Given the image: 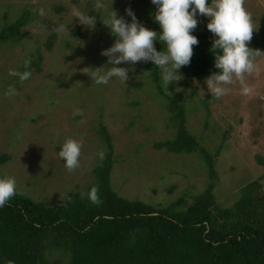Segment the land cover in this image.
Instances as JSON below:
<instances>
[{
  "label": "rangeland",
  "instance_id": "374dc122",
  "mask_svg": "<svg viewBox=\"0 0 264 264\" xmlns=\"http://www.w3.org/2000/svg\"><path fill=\"white\" fill-rule=\"evenodd\" d=\"M77 1L0 0V27L22 11L32 16L30 24L22 28L25 36L21 41L0 45V155L8 156L0 164V178L14 177L17 194L33 203L57 205L69 192L82 193L94 182L91 170L99 164L98 152L104 149L95 132L102 125L112 145L109 184L118 196L156 207L167 205L184 191L189 197L201 193L208 177L197 152L175 155L152 148L153 143L172 138L174 128L165 100L155 93L150 77L143 75L144 62L117 65L132 69L125 85L115 78L107 85H97L81 70L111 67L100 53L114 44L115 37L100 41L97 29L83 25L81 30L87 33L83 39L52 30L60 23H75L71 7L81 8L87 0ZM105 3L109 8L101 10L103 20L110 4L118 18L126 21L125 9H131L141 22L140 13L147 10L138 0ZM54 5L60 8L58 14L52 11ZM247 7L260 26L264 0H247ZM39 8L45 9V17L38 16ZM196 19L198 26L190 34L208 31L209 20L202 15ZM148 25L155 28L152 19ZM26 59L31 61L30 69H25ZM256 64L247 77L255 90L250 96L241 95L235 83L228 95L216 99L207 91L205 79L183 78L168 86L170 95L166 92L183 104L187 132L210 156L219 150L213 158L216 177L211 196L221 208L230 207L241 189L255 181L257 193L264 196V56ZM10 69L31 70L32 76L21 82L9 75ZM9 86L16 89L11 98L5 95ZM75 109H81L83 115H74ZM69 137L83 145L81 166L71 173L58 156Z\"/></svg>",
  "mask_w": 264,
  "mask_h": 264
},
{
  "label": "trees",
  "instance_id": "16d2710c",
  "mask_svg": "<svg viewBox=\"0 0 264 264\" xmlns=\"http://www.w3.org/2000/svg\"><path fill=\"white\" fill-rule=\"evenodd\" d=\"M138 1L147 10L140 13L142 22L135 17L144 27L159 33L155 13L152 14L156 7L151 0ZM93 4L94 0L84 1L80 10L96 16L94 28L98 38L107 41L111 35L103 26L101 11L93 9ZM52 11L58 14L60 8L54 5ZM74 19L75 23L68 24V35L85 38L86 31ZM151 19L153 29L147 26ZM31 21L30 12L22 11L1 26L0 45L21 41L25 36L22 28ZM127 22H131V17ZM192 35L199 43L194 46L190 64L179 72L186 80L206 79L217 71L210 51L214 37L209 31H196ZM154 46L157 51L163 48L159 41ZM248 46L262 52L264 20ZM144 67V72L151 71L155 93L165 100L174 128L172 138L155 142L152 148L175 155L197 152L208 177L206 187L192 197L181 192L172 202L156 207L118 196L109 184L113 164L111 138L98 125L95 132L106 149V157L92 168L94 182L82 193L69 192L57 205L33 203L16 194L0 208V264L9 260L13 264H264V196L257 193L258 183L246 184L228 208L213 201L211 192L216 177L213 158L219 150L210 156L187 132L183 104L166 93L160 70L152 62H144ZM35 68L37 72L38 67ZM191 92L195 89L191 88ZM7 160V155H0V164ZM93 186L99 189L100 204L91 203L86 196L82 198Z\"/></svg>",
  "mask_w": 264,
  "mask_h": 264
},
{
  "label": "clouds",
  "instance_id": "9594fccd",
  "mask_svg": "<svg viewBox=\"0 0 264 264\" xmlns=\"http://www.w3.org/2000/svg\"><path fill=\"white\" fill-rule=\"evenodd\" d=\"M151 3L156 7L154 22L159 25V33L139 23L131 9H125L126 15L131 17V22H127L123 17L118 18L117 12L110 4V11L103 21V26L115 37V42L100 54L107 57V64L112 66L85 67L81 70L95 84L107 85L115 78L125 85L132 69L117 65H135L150 61L160 70L162 86L168 93L170 84L183 79L179 70L191 62L194 46L198 45L199 41L190 33L198 26L196 17L202 15L209 20L206 28L214 37L210 51L214 56V68L217 69L204 81L207 91L212 97L219 99L231 92V85L238 83L241 95L254 94V86L247 83V77L256 70L257 58L264 56V53L248 46L259 29V23L253 19V13L247 7V0H151ZM93 7L101 11L107 10L109 5L105 0H94ZM37 14L41 18L47 15L44 8H39ZM70 14L80 25L88 29L95 27L96 16L81 11L77 6L71 7ZM52 30L58 34L69 33L68 25L63 23L56 25ZM157 41L163 45L160 51L154 46ZM30 63V60H25V69H30ZM9 75L24 82L31 78L32 72L10 69ZM143 75L150 77L151 71L144 72ZM5 95L9 98L15 96L16 89L9 86ZM74 115H83V111L75 109ZM82 147L81 141L71 137L62 144L58 156L69 173L80 168ZM105 157L106 149H101L98 158L103 161ZM16 194V179L11 176L0 178V208L6 206ZM84 196L93 204L101 203L97 186L83 193L82 198ZM7 264H13V261L9 260Z\"/></svg>",
  "mask_w": 264,
  "mask_h": 264
}]
</instances>
